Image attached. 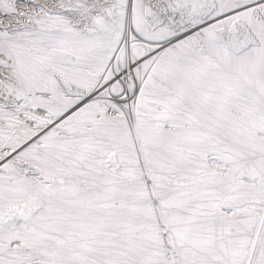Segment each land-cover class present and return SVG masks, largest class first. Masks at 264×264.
Here are the masks:
<instances>
[{
    "label": "snow or ice",
    "instance_id": "6c2138e0",
    "mask_svg": "<svg viewBox=\"0 0 264 264\" xmlns=\"http://www.w3.org/2000/svg\"><path fill=\"white\" fill-rule=\"evenodd\" d=\"M0 264H264V0H0Z\"/></svg>",
    "mask_w": 264,
    "mask_h": 264
}]
</instances>
